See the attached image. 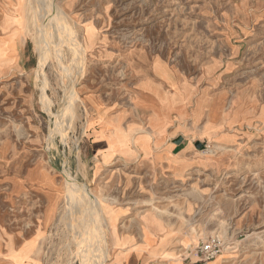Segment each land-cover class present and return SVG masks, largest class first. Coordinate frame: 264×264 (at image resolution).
Segmentation results:
<instances>
[{"label": "rangeland", "instance_id": "1", "mask_svg": "<svg viewBox=\"0 0 264 264\" xmlns=\"http://www.w3.org/2000/svg\"><path fill=\"white\" fill-rule=\"evenodd\" d=\"M52 1L58 28L48 32L38 1L23 0V62L0 70V264H92L91 251L93 264H111L122 205L187 230L193 242L180 253L195 264L199 241L213 234L221 251L205 264H264V0ZM153 60L171 88L164 111L179 116L165 132L179 170L102 163L89 99L132 108L133 67ZM28 173L39 183L27 185ZM81 210L91 225L78 237ZM78 242L88 245L81 257Z\"/></svg>", "mask_w": 264, "mask_h": 264}, {"label": "crops", "instance_id": "2", "mask_svg": "<svg viewBox=\"0 0 264 264\" xmlns=\"http://www.w3.org/2000/svg\"><path fill=\"white\" fill-rule=\"evenodd\" d=\"M23 5V0H0V64H7L0 69L1 72L20 68L23 62L25 46ZM154 62L155 60L138 69L133 67L132 73L136 75L134 89L136 99L131 102L132 108L125 110L109 106L102 108L100 101L95 98L89 99L92 112L94 114L96 112L95 121L100 124L97 128H101L97 129L92 149L96 158L100 160H103V156L107 158L102 163L139 164L146 167L147 172L170 166L172 172H178L181 165L179 146L170 144L165 132L173 128L172 125L176 126L179 116L178 113L164 111V106L169 102L172 106L173 98L166 92L171 88L166 87L165 79L155 71ZM165 65L172 69L173 77L179 82L176 70L166 63ZM163 100L166 101L165 104L161 103ZM139 116H145V129H141ZM130 129L139 130L133 134L138 140L136 144L132 143ZM123 141L126 144H122ZM39 177L36 173H28L25 178L26 184L33 185V182L38 184ZM126 207L122 205L113 208L117 213L115 223L122 219L124 224L119 225L123 230L116 238L119 246L111 264L197 262L192 259L190 251L180 253L184 242L188 244L193 242L187 230L173 228L172 221L169 222L168 218L152 211H142L139 216L134 213L129 215L131 212Z\"/></svg>", "mask_w": 264, "mask_h": 264}, {"label": "bare ground", "instance_id": "3", "mask_svg": "<svg viewBox=\"0 0 264 264\" xmlns=\"http://www.w3.org/2000/svg\"><path fill=\"white\" fill-rule=\"evenodd\" d=\"M38 1V4H40L39 5V10L41 11H39L40 12V14H42V16H43V19L45 20V22L46 23H44V26L47 28V30H48V32L50 31V30H52L53 29V24L54 23H56L57 21L56 20H58L57 19V17L56 16H59L58 14H59V12H58V8H57V4H55V2L54 1H52V0H37ZM37 20V19H36ZM58 23V22H57ZM59 25V24H58ZM56 28H58V27H56ZM54 29V30H52V32L53 31H57V29ZM58 36V39L59 40H62V38H61V36L60 35H57ZM51 38H52V36H51ZM41 65V64H40ZM41 67V66H40ZM72 92H73V96H72V98H73V101L77 98V95H76V93H75V90L74 89H72L71 90ZM171 98V97H170ZM66 110V107H64V109L62 110V112L63 111H65ZM132 141H133V139H132ZM124 143V142H123ZM125 144H126V142H125ZM68 181H70V180H68ZM45 183H47V184H49V182H47V181H45ZM71 183V182H70ZM72 186H73V184H71ZM74 188V187H73ZM90 196H91V193L89 192L88 193ZM75 195H78V194H75ZM74 195V196H75ZM71 197V195H69V198ZM79 198L78 199H80L81 201L83 200L82 199V197H80V196H78ZM49 198H50V205L47 207V210H46V212H47V215H48V218L50 217L51 218V215H52V213H53V211H54V206H55V203L57 202V195L56 194H53V196H49ZM93 199H94V197H93ZM75 200H77L76 199V196H75V198L72 196V200L70 201V202H68V204H72V205H75V204H77V202L75 201ZM97 200V199H96ZM96 200H95V202H96ZM99 203V202H98ZM100 205V204H99ZM94 207H96L94 204H93V208ZM103 210H104V213H105V217H106V226H107V228H110L111 226H110V224H111V222L109 221L110 220V215H111V211H109L106 207H103ZM93 211H95L96 212V214H97V209H95L94 208V210ZM94 213V212H93ZM88 217V214H85L82 210H81V213L79 214V225L78 224H76V225H78V228H79V231L77 232L78 233V237H80L81 235L80 234H83L82 233V230L85 228V229H89L90 228V219H89V217ZM47 220H49V219H47ZM46 221V220H45ZM113 226V225H112ZM73 228H75V227H73ZM10 244V243H9ZM87 245V243H81V242H78V249L80 250L81 249V247L83 246V245ZM11 245V244H10ZM85 245V246H86ZM88 246V245H87ZM89 247H90V245H89ZM88 247V248H89ZM9 249V248H8ZM78 250V254H79V257H81L82 256V254H83V250L81 249L80 251ZM90 251H91V249H90ZM94 256H95V253L93 252V251H91V254L89 255L88 253H87V255H85L84 256V260L86 261V259L87 260H89L92 264H93V262H94ZM83 258V257H82ZM84 260H83V262H84ZM86 264V263H85Z\"/></svg>", "mask_w": 264, "mask_h": 264}, {"label": "built area", "instance_id": "4", "mask_svg": "<svg viewBox=\"0 0 264 264\" xmlns=\"http://www.w3.org/2000/svg\"><path fill=\"white\" fill-rule=\"evenodd\" d=\"M221 247L222 239L219 234H213L205 240H200L196 247L199 261L205 264L206 262L213 260L220 253Z\"/></svg>", "mask_w": 264, "mask_h": 264}]
</instances>
